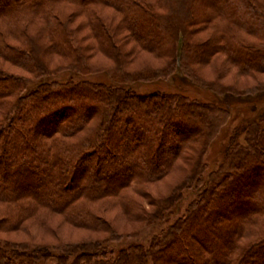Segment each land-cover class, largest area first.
<instances>
[{
    "label": "trees",
    "instance_id": "1",
    "mask_svg": "<svg viewBox=\"0 0 264 264\" xmlns=\"http://www.w3.org/2000/svg\"><path fill=\"white\" fill-rule=\"evenodd\" d=\"M63 6L75 13L64 18ZM105 8L116 24L105 21ZM78 15L85 21L73 26ZM216 18L224 24L196 39ZM83 25L89 32L79 37ZM126 41L163 63L130 68ZM97 54L111 64L91 63ZM222 54L241 75L264 74V1L0 0V233H24L29 221L45 229L59 217L97 236L62 249L0 237V264H264V119L246 124L247 146L233 138L222 163L204 175L203 155L225 109L179 93L128 88L166 80L179 66L188 80L227 90L194 69ZM62 72L82 78H51ZM99 73L111 82L83 78ZM179 159H191L187 174L169 194L150 200L147 186ZM25 171L33 176L30 189L17 184ZM116 171L125 175L108 177ZM191 188L198 190L195 199L147 246L131 243L109 258L102 241L163 220ZM139 199L155 207L145 209ZM101 201L118 206L135 228L120 233L109 226L94 207Z\"/></svg>",
    "mask_w": 264,
    "mask_h": 264
},
{
    "label": "rangeland",
    "instance_id": "2",
    "mask_svg": "<svg viewBox=\"0 0 264 264\" xmlns=\"http://www.w3.org/2000/svg\"><path fill=\"white\" fill-rule=\"evenodd\" d=\"M62 8L65 9L63 10V12L65 13L63 14L64 18L72 13H75V7L63 6ZM110 11L111 10L109 8H105L104 14L107 15L105 21L110 24H116L118 22V19L117 17L116 20L113 18L111 19V17H109ZM83 16L84 15H80L79 18H73V24H71L73 26H76L77 23H83V21H85V17ZM215 22L216 24H214ZM224 22V20L216 18L214 23L205 26V29L195 35V38L198 40L206 38L211 34L212 30L215 28V25H221L224 24ZM32 25L31 27L34 29L31 30H35L37 29L36 26H39V22L35 21L34 23H32ZM233 31L239 33L241 37H245L244 33H242L241 31L236 29H233L232 32ZM88 32V29L84 26L83 31L79 33V37L85 35V33ZM119 37H121V35L117 36L118 39ZM84 43L86 45L89 43L90 45L91 43H93V41L89 39V42L85 41ZM122 46L125 51H131V55L129 54L128 57L129 60H131V63L128 65L130 68H133L135 70L140 69L145 64L150 65V67H159L163 63V60L161 61L151 59L153 58L152 54H149L146 51L142 50L133 41H126L125 44H122ZM91 55L92 54L90 53V56ZM89 61L93 64H98L105 67H108L111 64L108 62V60H106V58L101 55L99 56V54H97L96 57L94 56L89 58ZM127 61L128 60H126V63H128ZM194 69L195 72L202 78L208 81L217 80L216 82L225 85L229 89L215 90L201 84L194 83L193 81L188 80L184 77V74L179 66L176 68L174 73L166 80L147 82L138 81L128 85V88L140 94H149L155 91L169 92L172 94L179 93L184 97L189 98L190 100L196 99L202 100L204 102H216L217 104H219V106L225 109L226 114L225 116L222 115L223 122L218 127L216 134L209 141L206 152L203 155V161L206 165V171L204 175H208L209 172L215 170L222 163L225 158V147L230 144L233 138H236L237 142L241 145H244V147L247 146L248 143H246L245 140L247 135L245 134L243 127L248 123L258 122L264 119V74L241 75L236 67L230 65L226 61L223 54L221 56L217 55L210 63L201 65L199 67L196 66L194 67ZM51 78L60 81H66L69 79L77 80L81 79L82 77L70 72H62ZM83 78L94 81H103L107 83L111 82L110 77L105 73L84 76ZM254 86H260V89H252ZM244 90L246 92L242 93L241 91ZM50 98H56V96L49 97L48 99ZM186 121L187 120H185L184 123ZM50 122L53 123V120ZM37 130L38 132H40V127L39 129L37 128ZM165 149L166 148L161 146L160 153ZM111 150H113V148ZM186 152V155H191V152ZM104 161L105 159L99 160L100 165L103 166ZM190 162L191 159L188 161L187 159H179L176 164L177 167L175 166L176 168H173L164 178L147 186L146 190L148 192V196H150L149 199L151 200L152 197H162L163 195L165 196L169 194L175 184H177L178 178L181 176L183 177L187 174ZM182 164H185L184 167H186L187 170L183 173V175H181L180 173V166L182 167ZM82 168H84V166ZM29 170L34 171L33 168H29ZM36 172H38V170H36ZM117 173L118 172L116 171V174ZM79 174L80 173L77 171V173L74 174V178L78 179L80 177ZM120 175L124 176L125 172H121L120 174L118 173V175L109 174L108 177L111 179H115L120 177ZM15 176L16 175L13 172L8 175V184L10 186L13 184L11 180H13ZM31 177L33 176H30L29 173L25 171L22 175V179L20 178L17 184L30 189L32 180L29 179H31ZM33 180H35V178ZM261 184L263 185L264 183ZM197 191L198 190L196 188L185 190L183 198L176 205V207L166 215L163 220L145 225L136 234L125 236L118 241H102V245L107 248L109 258H114L118 254V251L120 249L125 248L131 243H139L147 246L154 235H157L160 233V231L168 228L177 218L182 215L187 205L195 199ZM139 201L145 209H153V207H155L154 205H147V200L145 199H139ZM149 201L148 204L150 203ZM102 204L103 202L101 201L94 205V207L96 210L101 212L100 215H102L109 226L112 227L113 225L120 233L130 232L133 230V228H135L134 225L132 226L126 223V216L121 213V210L118 206L112 207L110 205L109 209L108 207H106L107 205L104 206ZM25 224L27 230L25 229L24 233L19 231H15V233H0V237L4 239H11L13 241L21 240L30 242L32 241L36 243L39 242L43 244L45 243L47 245H53L57 247L63 246V244H65L66 242L77 244L97 238V236L85 232V230L74 228L68 224L63 223L59 217H53L51 221L46 223L45 227L47 226V228L45 229L42 226L39 227L38 222L35 223L33 221H29ZM60 248L62 249L63 247ZM259 264H262V262H260Z\"/></svg>",
    "mask_w": 264,
    "mask_h": 264
}]
</instances>
